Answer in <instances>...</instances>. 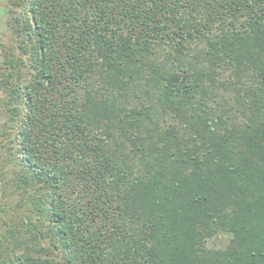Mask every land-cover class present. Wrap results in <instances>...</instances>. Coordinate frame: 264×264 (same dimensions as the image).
Segmentation results:
<instances>
[{
    "label": "trees",
    "instance_id": "obj_1",
    "mask_svg": "<svg viewBox=\"0 0 264 264\" xmlns=\"http://www.w3.org/2000/svg\"><path fill=\"white\" fill-rule=\"evenodd\" d=\"M8 11L0 264H264V0Z\"/></svg>",
    "mask_w": 264,
    "mask_h": 264
},
{
    "label": "rangeland",
    "instance_id": "obj_2",
    "mask_svg": "<svg viewBox=\"0 0 264 264\" xmlns=\"http://www.w3.org/2000/svg\"><path fill=\"white\" fill-rule=\"evenodd\" d=\"M8 12H9L8 11V0H0V61L3 59L2 46L8 44L7 39L10 35V31H9L8 24H7L8 19H9V13ZM1 90L2 89H0V99H1V96L3 94V92ZM6 121H7V113H5V111L0 110V130ZM3 140L6 143L5 144L6 148H5V151L3 152V154L5 155V153H7V142H8L7 136L4 137ZM11 151H12V149H11ZM4 169H7V166ZM6 174L4 172H2L1 159H0V202L8 200L7 197H4V191L5 190H6V192L12 191V188L14 187L13 185L8 184L9 182L7 181ZM6 184H7V187L4 186ZM10 212L12 213L13 211H10ZM8 222H10V221H8ZM0 224H1V213H0ZM225 243H226V237L222 236V235L212 237L211 239H209L207 241V245L209 247H221Z\"/></svg>",
    "mask_w": 264,
    "mask_h": 264
}]
</instances>
